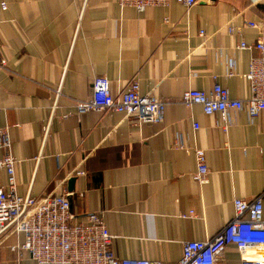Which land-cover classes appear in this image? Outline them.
<instances>
[{
  "label": "crops",
  "instance_id": "crops-1",
  "mask_svg": "<svg viewBox=\"0 0 264 264\" xmlns=\"http://www.w3.org/2000/svg\"><path fill=\"white\" fill-rule=\"evenodd\" d=\"M228 25L240 33L230 36ZM262 33L264 0H197L189 9L173 1L142 13L116 0H0V129H8L17 161V194L69 192L74 178V222L101 212L116 258L178 262L183 243L209 241L232 220L235 198L264 190V111L252 120L229 111L225 135L219 115L180 103L183 91L214 84L232 99L250 97L245 75L258 52L237 47L253 46ZM96 76L109 80L113 94L136 78L142 95L167 102L161 123L78 115L74 106L90 99ZM194 148L210 170L204 185L191 178ZM7 178L0 171L1 187ZM23 240L8 238L0 264H36L9 250ZM225 249L217 264L264 257L260 246L243 255Z\"/></svg>",
  "mask_w": 264,
  "mask_h": 264
},
{
  "label": "built area",
  "instance_id": "built-area-1",
  "mask_svg": "<svg viewBox=\"0 0 264 264\" xmlns=\"http://www.w3.org/2000/svg\"><path fill=\"white\" fill-rule=\"evenodd\" d=\"M173 1L182 4L186 9L195 5L197 0H116L121 9L130 7L137 13L150 8H168ZM2 10L7 9L5 2ZM244 26L258 28L254 22L244 21ZM230 36L240 33L239 29L227 26ZM201 36L204 37L203 32ZM237 50H256L257 56L251 59L246 80L249 83L250 97L236 100L230 97L229 91L214 84L207 91L188 89L183 91L180 103L186 107L199 106L205 116L219 115L221 130L227 135L230 124L227 120L229 111H244L252 120L264 111V33L253 46L240 41ZM4 66L0 58V67ZM167 102L152 93L142 95L139 83L132 78L124 90L116 94L110 91L107 78L96 76L91 87V97L77 102L74 106L78 115L85 113L113 114L121 113L125 118H132L134 124H159L163 120ZM55 106H52L53 109ZM198 130L199 124L194 123ZM49 127L44 126V134ZM11 139L7 128L0 129V171H5L7 185L0 186V247L8 238L22 235L23 241L10 246L18 260L26 252L36 264H171L151 260L120 259L112 252L114 237L111 236L102 219V213H91L84 217V222H74L70 211L69 192L51 193L40 198L30 195L19 196L16 192L14 176L17 161L11 154ZM179 148L182 149L181 146ZM196 156L195 172L191 175L193 182L207 184L210 170L206 165L204 151L194 148ZM83 175L82 173H77ZM264 190L251 200H233V218L222 227L216 235L205 242H185L182 244V255L173 264H217L227 245H233L239 254L253 249L264 248ZM192 212L182 215L192 216ZM228 264H264V257L243 259L238 263Z\"/></svg>",
  "mask_w": 264,
  "mask_h": 264
},
{
  "label": "water",
  "instance_id": "water-1",
  "mask_svg": "<svg viewBox=\"0 0 264 264\" xmlns=\"http://www.w3.org/2000/svg\"><path fill=\"white\" fill-rule=\"evenodd\" d=\"M73 182H74V178H71V179H69V181H68V188H67V189L69 190V193H70V194H71L72 191H73V187H72ZM70 194H69V196H68L69 206H70V200H69V198L71 197ZM70 208H71V206H70Z\"/></svg>",
  "mask_w": 264,
  "mask_h": 264
}]
</instances>
